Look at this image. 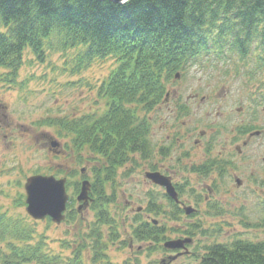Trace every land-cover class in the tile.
Here are the masks:
<instances>
[{
	"label": "rangeland",
	"instance_id": "1",
	"mask_svg": "<svg viewBox=\"0 0 264 264\" xmlns=\"http://www.w3.org/2000/svg\"><path fill=\"white\" fill-rule=\"evenodd\" d=\"M5 31L0 23V32ZM82 47L64 49L55 34L42 45L43 60L26 47L14 71L0 67V212L30 223L35 240L44 235L47 249L64 260L72 257L78 244H90L80 252L85 264H160L176 253L164 250L163 243L186 237L192 239L186 245L188 254L168 264H197L212 244L263 240L264 108L256 105L253 110L251 105L259 100L264 106V69L252 77L237 75L234 68L220 75L218 59L207 53L200 55L205 56V70L191 66L170 78L158 107L146 114L147 157L129 153L112 179L107 177L111 223H97L94 195L91 206L58 225L48 219L34 221L26 214L23 184L35 172L66 177L70 195L82 178L92 181L96 169L106 177L102 157L90 154L87 146L73 154L70 137L44 122L104 113L107 104L100 85L116 67V59L89 61L82 58ZM256 54L253 50V60ZM244 125L253 126L250 133L258 135L242 145L250 134L240 132ZM44 135L64 144L66 151H49ZM93 156L99 164H94ZM203 165L206 171L195 172ZM80 167L88 168L87 176L80 178ZM147 172L170 177L181 205L172 206L164 189L146 179ZM183 206L194 211L186 215ZM153 220L163 229V240L135 239L133 230ZM97 234L101 244L92 248ZM95 252L98 257L92 261Z\"/></svg>",
	"mask_w": 264,
	"mask_h": 264
},
{
	"label": "trees",
	"instance_id": "2",
	"mask_svg": "<svg viewBox=\"0 0 264 264\" xmlns=\"http://www.w3.org/2000/svg\"><path fill=\"white\" fill-rule=\"evenodd\" d=\"M0 23L6 29L0 32V67L11 71L20 64L26 47L43 60L42 45L55 34L64 49L83 46L79 52L89 61L107 56L116 59V67L100 86L108 101L102 116L45 122L69 136L76 151L87 146L101 155L104 175L110 179L127 162L129 153L147 156L149 122L138 112H148L158 104L166 82L176 72L191 66L205 70L201 53L220 58L221 74L234 68L235 74L252 77L264 69V0H127L122 4L110 0H0ZM202 170L207 165L195 172ZM107 182V178L103 182L95 176L91 187L99 224L112 222L106 209L112 200L105 191ZM34 234L30 223L0 212V264H85L80 252L90 244H78L72 257L64 260L47 249L44 235L35 240ZM133 235L138 241L159 242L163 229L142 223ZM100 238V234L94 235L92 248L101 244ZM61 245L69 247L66 241ZM97 257L95 252L91 260ZM197 264H264V239L212 244Z\"/></svg>",
	"mask_w": 264,
	"mask_h": 264
},
{
	"label": "water",
	"instance_id": "3",
	"mask_svg": "<svg viewBox=\"0 0 264 264\" xmlns=\"http://www.w3.org/2000/svg\"><path fill=\"white\" fill-rule=\"evenodd\" d=\"M115 3H123L126 0H110ZM178 76V74L176 75ZM56 146V143H53ZM154 183L165 186L169 196L177 201V194L170 183L169 177L160 175L159 173H148L146 175ZM90 184L88 181L81 183L80 192L77 196L78 201L82 203L78 207L81 211L89 204L88 191ZM26 191V212L35 219H44L50 217L55 223H60L64 219L63 211L66 209L68 195L65 190V179H55L53 176L35 175L27 179L25 184ZM186 214H190L194 209L190 206L184 208ZM186 243H191L190 238L169 240L164 243L167 249H184ZM186 252V251H185ZM176 256L168 257V262L175 259ZM161 264H166L164 261Z\"/></svg>",
	"mask_w": 264,
	"mask_h": 264
},
{
	"label": "flooded vegetation",
	"instance_id": "4",
	"mask_svg": "<svg viewBox=\"0 0 264 264\" xmlns=\"http://www.w3.org/2000/svg\"><path fill=\"white\" fill-rule=\"evenodd\" d=\"M240 109V108H239ZM44 137H45V135H44ZM47 140H49L48 138H47ZM46 144V143H45ZM44 145V144H43ZM236 150L239 152V149L236 147ZM147 157V156H146ZM100 169H96L95 171H99ZM87 172H88V168H87ZM86 172V173H87ZM146 174V173H145ZM170 180H171V178H170ZM175 186V185H174Z\"/></svg>",
	"mask_w": 264,
	"mask_h": 264
}]
</instances>
